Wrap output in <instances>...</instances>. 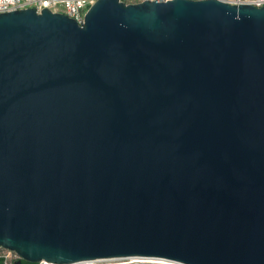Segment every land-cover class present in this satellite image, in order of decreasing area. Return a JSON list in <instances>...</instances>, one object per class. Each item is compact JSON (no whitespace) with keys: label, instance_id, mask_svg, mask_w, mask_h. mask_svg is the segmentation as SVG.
<instances>
[{"label":"water","instance_id":"95a60500","mask_svg":"<svg viewBox=\"0 0 264 264\" xmlns=\"http://www.w3.org/2000/svg\"><path fill=\"white\" fill-rule=\"evenodd\" d=\"M0 246L264 264V5L0 12Z\"/></svg>","mask_w":264,"mask_h":264},{"label":"built area","instance_id":"2783aa9c","mask_svg":"<svg viewBox=\"0 0 264 264\" xmlns=\"http://www.w3.org/2000/svg\"><path fill=\"white\" fill-rule=\"evenodd\" d=\"M95 0H0V12L14 9L34 7L37 11L48 8L54 12H62L74 18L77 22L82 21L83 14L88 6ZM140 0H128V2ZM230 4H251L259 7L264 5V0H221ZM20 258L17 253L0 246V260L3 264H11L13 260ZM37 264H65L54 263L41 259Z\"/></svg>","mask_w":264,"mask_h":264},{"label":"rangeland","instance_id":"374dc122","mask_svg":"<svg viewBox=\"0 0 264 264\" xmlns=\"http://www.w3.org/2000/svg\"><path fill=\"white\" fill-rule=\"evenodd\" d=\"M133 259H138V258L96 259L92 262V264L127 263L128 261H131ZM78 264H87V263L82 262Z\"/></svg>","mask_w":264,"mask_h":264},{"label":"flooded vegetation","instance_id":"af4514ba","mask_svg":"<svg viewBox=\"0 0 264 264\" xmlns=\"http://www.w3.org/2000/svg\"><path fill=\"white\" fill-rule=\"evenodd\" d=\"M0 262H1V260H0ZM32 263H34V262H31V261H27V260L18 258V259L13 260L11 264H32Z\"/></svg>","mask_w":264,"mask_h":264},{"label":"bare ground","instance_id":"6f19581e","mask_svg":"<svg viewBox=\"0 0 264 264\" xmlns=\"http://www.w3.org/2000/svg\"><path fill=\"white\" fill-rule=\"evenodd\" d=\"M93 261L94 260H86V261H83V262H86L87 264H92ZM138 261H150V260L133 259L131 261H128L127 263H129V262H138ZM78 263H82V262H75V263H72V264H78Z\"/></svg>","mask_w":264,"mask_h":264},{"label":"trees","instance_id":"16d2710c","mask_svg":"<svg viewBox=\"0 0 264 264\" xmlns=\"http://www.w3.org/2000/svg\"><path fill=\"white\" fill-rule=\"evenodd\" d=\"M124 1H126V2H127L128 0H124ZM32 264H37V263H36V262H34V263H32Z\"/></svg>","mask_w":264,"mask_h":264}]
</instances>
